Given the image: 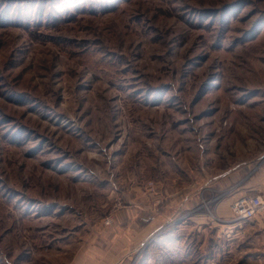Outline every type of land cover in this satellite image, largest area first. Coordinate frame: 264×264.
Returning a JSON list of instances; mask_svg holds the SVG:
<instances>
[{"label":"rangeland","instance_id":"1","mask_svg":"<svg viewBox=\"0 0 264 264\" xmlns=\"http://www.w3.org/2000/svg\"><path fill=\"white\" fill-rule=\"evenodd\" d=\"M234 167L264 174V0H0V264H264L231 205L187 218Z\"/></svg>","mask_w":264,"mask_h":264},{"label":"crops","instance_id":"2","mask_svg":"<svg viewBox=\"0 0 264 264\" xmlns=\"http://www.w3.org/2000/svg\"><path fill=\"white\" fill-rule=\"evenodd\" d=\"M235 174H236V168L234 167L232 169H228V170L224 171L221 175L223 178H227V180H229V178H231V182L225 181V179H223V183H221V182L218 183V186H220L219 190L224 191V193L218 194V195H222V197H221V200L219 201V204H218L219 207H218L217 211L219 213H216V216H208V215L198 216V217L188 216L187 218L189 220L191 219L192 221L198 222L199 225L201 226V228L211 227L212 229H218V228L220 229L219 225H221V223H220L219 219H222V221H224V220H227L230 218V214L227 213V206L232 205V203L234 201H236L238 198H240L242 196L252 195V193H257V194L264 197V174L255 177L254 181H252L251 178H249V174H245V175H243V177L241 179V183H235L234 182L233 178H234ZM218 195L216 196L217 199H219ZM211 196H214V193H212ZM213 200L214 199L212 198L210 201L212 202ZM170 203L174 204L173 201H171ZM121 216H119L120 217L119 220L123 221L125 219V217H123V216L121 217ZM135 216H136V214L132 215L129 218V219H131L132 223H133V221L136 220ZM263 216L264 215H258L254 218V220L256 221V224H257V230H259V232H261V234H262L261 238L264 237V221L262 224L260 222L262 220L261 217H263ZM159 217L160 216H158V215L152 216L151 219L149 218L147 220V222H149V225L148 224L147 225L151 226L156 221H160ZM231 217H232V215H231ZM243 222L244 221L239 222V223H234V224L229 225L228 227L225 226L227 228L226 229L227 234H229L232 231V228H236V226L241 227ZM133 224H136V223H133ZM156 227H158V229H159L161 226L159 224ZM217 234H219V233H217ZM228 236H230V235H228Z\"/></svg>","mask_w":264,"mask_h":264},{"label":"built area","instance_id":"3","mask_svg":"<svg viewBox=\"0 0 264 264\" xmlns=\"http://www.w3.org/2000/svg\"><path fill=\"white\" fill-rule=\"evenodd\" d=\"M233 220H252L264 214V198L260 195H247L238 198L231 205Z\"/></svg>","mask_w":264,"mask_h":264},{"label":"trees","instance_id":"4","mask_svg":"<svg viewBox=\"0 0 264 264\" xmlns=\"http://www.w3.org/2000/svg\"><path fill=\"white\" fill-rule=\"evenodd\" d=\"M145 223V222H144Z\"/></svg>","mask_w":264,"mask_h":264}]
</instances>
